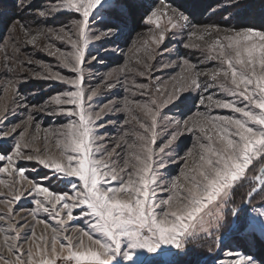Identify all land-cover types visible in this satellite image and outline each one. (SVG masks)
I'll return each instance as SVG.
<instances>
[{"label":"snow or ice","instance_id":"snow-or-ice-1","mask_svg":"<svg viewBox=\"0 0 264 264\" xmlns=\"http://www.w3.org/2000/svg\"><path fill=\"white\" fill-rule=\"evenodd\" d=\"M102 3L103 0H60L59 4L39 12L40 16L69 12L78 17L73 22L75 38L63 28L56 33L57 40L71 46V52L52 51V45L45 49L50 55L58 56L62 66L75 75L65 76L43 65L49 74L47 78L69 87L50 99L56 114L67 117V122L59 128L45 130L44 135L45 143L49 135L55 137L58 156L46 147H33L26 138L32 115L26 117L23 128L15 125L9 131L0 127V141L9 138L15 141L7 150L0 149V173L10 178V182L0 179L10 194L3 201L6 210L0 213V221L7 220L6 227H0L3 233L0 247L11 254L0 252V262L181 264V257L190 247H203L198 241L204 238L211 240L212 248L218 250L221 232L226 227L264 234V29L198 28L190 23L184 11L158 0L163 7H152L144 16L150 41L160 46L169 39L170 32L188 29L184 37L188 43L184 47L201 50L217 66L201 71L197 64L183 59L181 74L172 77L171 88L163 82L134 84L136 92L147 99L124 98L120 110L131 117L137 128L132 143L125 139L127 132L121 136L128 149L126 155L114 157L115 147L110 150L100 134L105 127L102 113L112 109L105 105L94 111L91 102L97 93L85 87L84 65L91 18ZM21 27L26 35L31 32L24 25ZM42 34L36 32L26 43L35 46ZM108 34L111 30L100 33ZM144 47L151 51L147 44ZM147 71L145 65L139 76L144 77ZM202 76L206 77L203 84ZM213 88L226 98L212 95L205 98L200 94ZM189 91L200 94L198 106L228 110L232 114L196 112L184 119L162 115L169 104ZM6 120L7 116L0 118V124ZM35 131H40L39 125ZM165 132L166 138L158 145ZM187 134L195 138V143L181 158L183 167L179 174L166 185L161 175L167 168L166 150L170 151ZM31 139L34 141L36 137ZM193 148L196 155L189 164ZM116 159L122 163L117 164ZM22 161L35 162L47 171L30 179L26 168L17 167ZM257 168L258 174L250 175ZM53 180L63 187L54 190ZM25 184L30 187L24 188ZM244 187L248 190L237 204L234 193ZM163 192L168 193L167 198L157 199ZM26 196L31 198L30 214L35 222H40L36 218L43 213L55 223L50 240L43 233L37 236L34 224L26 233L19 230L25 222L16 220L18 210L14 205ZM257 196L262 198L254 205ZM245 205L250 211L238 222ZM75 221H83L85 226L73 240L68 225ZM212 248L205 251L211 254ZM228 255L230 264H254L251 256L238 252ZM215 264L223 261L216 260Z\"/></svg>","mask_w":264,"mask_h":264},{"label":"rangeland","instance_id":"rangeland-1","mask_svg":"<svg viewBox=\"0 0 264 264\" xmlns=\"http://www.w3.org/2000/svg\"><path fill=\"white\" fill-rule=\"evenodd\" d=\"M127 1L136 5L140 15L139 23H134L129 17L126 0H103L91 18V36L84 65L85 87L94 89L97 93L91 102L93 110L99 111L105 105L112 109L111 111L106 109L102 113L101 122L105 123V127L100 130V134L105 137L104 143L110 150L115 147L114 157H117V154L119 157L126 155L128 149L124 147L121 136L127 132L128 136L125 139L132 143V134L137 128L131 117L120 110L124 98L127 97L129 100L147 99L136 92V89L133 88L134 84L163 82L165 87L171 88L174 84L172 77H179L181 74L183 59L197 64L201 71H207L217 66L215 62L207 60L201 50L184 47V44L188 43L187 40H184L188 29L170 32L169 39L160 46L153 44L150 41L148 26L144 23V16L152 7L162 8L163 4L158 3V0ZM212 1L164 0L165 3L184 11L189 16L190 23L198 28L219 26L222 30L247 27L264 29V26L257 25V22L264 21V0H218L214 3ZM59 2L60 0H0V118L7 116V120L0 124V127L9 131L15 125L23 128L26 117L32 115L33 120L27 124L26 138L33 144V147L39 149L46 147L51 154L56 156L59 155V149L56 146L55 137L49 135L47 143H45V130L59 128L67 122L68 118L56 114L50 99L56 94L69 90V87L47 78L49 74L43 65L46 64L53 72H60L65 76L71 77L75 73L65 69L58 56L50 55L45 49L52 45V51L60 49L64 52H71V46L66 41L56 39V33L63 28L75 38L76 28L73 22L78 17L69 12H52L48 16H40L39 12L49 9ZM214 12L216 15H213ZM21 25L31 29V32L26 35ZM108 30H111V34L100 35ZM38 31L43 34L38 37L36 45H28L27 39H30L31 35ZM97 36L98 39L95 38ZM145 44L151 51L144 47ZM145 65L148 66V71L144 77H141L139 72L145 70ZM122 69L125 70L122 71ZM110 73L111 75H109ZM205 80L206 77L202 76L201 83L203 84ZM109 83L114 86L108 88ZM200 94L205 98L208 95H212L213 98H226L215 88ZM200 94L196 91L184 93L174 104H169L163 110L162 115L184 119L196 112L210 115L232 114L228 110L214 108L209 110L205 106H198L197 101ZM154 95L157 99L160 98L158 93H154ZM20 97H23V100ZM36 125H39V132L35 131ZM168 131H171L170 127ZM166 135V132L162 133L157 141L158 145L163 142ZM33 136L36 137L34 141L31 139ZM14 142L11 138L0 141V149L7 150ZM194 143L195 138L187 134L181 136L170 151L166 150L167 155L164 159L167 168L161 173L166 185L179 174L183 167L181 158L185 157L186 152ZM43 154L47 155L48 153ZM195 155L196 149L193 148V156L188 157L189 164L192 163ZM116 163L121 164L122 160L116 159ZM17 167L26 168L30 179H36L38 175H43L47 171L41 169L35 162L29 161H22ZM0 179L10 182V178L6 174L0 173ZM51 184L54 186V190H60L63 187L57 185L54 180ZM23 187L27 188L30 185L25 184ZM245 188H240L234 193L237 204H239L242 191ZM8 195H10L8 189L0 184V213L6 210L3 201ZM167 195V192L159 193L157 199H166ZM261 198L262 196H259L253 204H257ZM14 207L18 210L16 220L25 222V226L19 229L22 233H26L28 227L34 224L37 236L43 233L50 240L51 230L55 227V223L43 213H40L36 218L40 222L34 221L30 214L33 210L30 197L26 196ZM249 211L250 208L247 206L243 219ZM6 225V219L0 221V227H6ZM84 226L83 221H75L68 225V231L73 240L77 238L78 230ZM2 239L3 233H0V242ZM59 243L60 241H57L58 247ZM198 243H204L205 249L212 248V241L207 238L198 241ZM24 246L26 248L28 245ZM205 249L190 247L187 254L181 257V262L187 263L191 258L190 254H193L195 250H202V253H205L207 252ZM0 252L11 255L3 247H0ZM230 252L251 256L254 264H264V234L250 233L236 227H230L227 230L226 227L221 232L218 250L216 249L211 254L212 256L208 257L207 264H215L216 260H222L223 264H230L231 257L228 255Z\"/></svg>","mask_w":264,"mask_h":264},{"label":"trees","instance_id":"trees-1","mask_svg":"<svg viewBox=\"0 0 264 264\" xmlns=\"http://www.w3.org/2000/svg\"><path fill=\"white\" fill-rule=\"evenodd\" d=\"M216 1H218V0H213L212 2L214 3V2H216ZM125 4H127V7H128V9H129V17L131 18V20L134 22V23H139V21H140V19H139V17H140V15H139V12H138V10L136 9V5L134 6V4H132V3H130L129 1H127L126 0V3ZM211 8V7H210ZM213 15H216V12H214L213 13ZM259 23V24H258ZM254 25H256V24H254ZM257 25H261V26H264V21H259V22H257ZM258 174V168H257V170L252 174V175H257ZM248 190V187H246L243 191H242V194H241V197H242V195L246 192ZM259 196H257V198H258ZM256 198V199H257ZM255 199V200H256ZM254 200V201H255ZM253 201V202H254ZM248 205H245V207H244V209H243V211H242V214H241V216L238 218V222H242L243 221V216H244V210H245V208L247 207ZM230 227H227V230L229 229ZM202 245L204 246L205 244L204 243H202ZM201 248H204L205 249V247H201ZM216 250V248H213L212 249V253H214V251ZM205 252V251H204ZM211 253V254H212ZM211 254H209L208 252H205V253H202V250L200 251V250H195L194 252H193V254L191 253L190 255H191V258H190V260H188L187 261V263H185V262H181V264H207V262H208V260H209V256L211 255ZM212 256V255H211ZM206 258H208V259H206Z\"/></svg>","mask_w":264,"mask_h":264}]
</instances>
